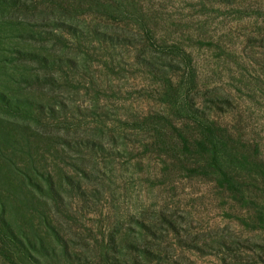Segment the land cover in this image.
<instances>
[{"label":"rangeland","instance_id":"rangeland-1","mask_svg":"<svg viewBox=\"0 0 264 264\" xmlns=\"http://www.w3.org/2000/svg\"><path fill=\"white\" fill-rule=\"evenodd\" d=\"M0 264H264V0H0Z\"/></svg>","mask_w":264,"mask_h":264}]
</instances>
